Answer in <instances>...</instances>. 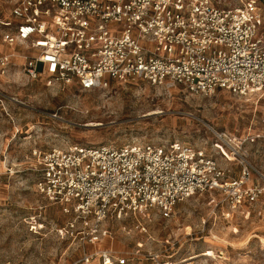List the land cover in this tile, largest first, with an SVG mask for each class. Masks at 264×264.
<instances>
[{
    "label": "built area",
    "instance_id": "obj_1",
    "mask_svg": "<svg viewBox=\"0 0 264 264\" xmlns=\"http://www.w3.org/2000/svg\"><path fill=\"white\" fill-rule=\"evenodd\" d=\"M7 2L11 20L0 21L5 27L1 43L32 51L1 55L2 75L14 71L31 82L48 77L80 92L136 80L200 96L264 94V18L255 0L236 8H221L216 0ZM34 155L37 193L60 208L70 228L79 223V234L93 245L107 237L108 220L150 212L169 219L180 202L210 192L219 193L220 204L235 213L264 193L251 183L254 169L246 160L239 176L229 179L213 158L185 143L118 149L74 145ZM134 229L146 232L141 224ZM141 250L139 244L123 257L100 249L74 264L95 258L98 264H131L146 257ZM149 257L152 264H192Z\"/></svg>",
    "mask_w": 264,
    "mask_h": 264
},
{
    "label": "rangeland",
    "instance_id": "obj_2",
    "mask_svg": "<svg viewBox=\"0 0 264 264\" xmlns=\"http://www.w3.org/2000/svg\"><path fill=\"white\" fill-rule=\"evenodd\" d=\"M216 1L236 8L247 0ZM255 1L264 18V0ZM9 20V4L0 0V21ZM4 31L0 25V46ZM260 32L264 39V20ZM13 72L0 74V264H74L100 249L126 257L139 244L146 257L131 264H152L149 255L155 254L170 263L264 264V193L235 213L210 192L180 202L169 219L150 212L108 220L107 237L93 245L79 234V223L70 228L60 208L37 193L34 171V154L52 148L178 142L213 158L229 179L239 176L246 160L254 169L251 183L264 188V94L200 96L136 80L80 92ZM138 224L145 233L134 229Z\"/></svg>",
    "mask_w": 264,
    "mask_h": 264
},
{
    "label": "crops",
    "instance_id": "obj_3",
    "mask_svg": "<svg viewBox=\"0 0 264 264\" xmlns=\"http://www.w3.org/2000/svg\"><path fill=\"white\" fill-rule=\"evenodd\" d=\"M1 44L2 45L0 46V48H1V50H0V56L12 52L11 50H15V51L20 50V47L19 46H14V47L10 48V47H8L7 45H5L3 43H1Z\"/></svg>",
    "mask_w": 264,
    "mask_h": 264
}]
</instances>
